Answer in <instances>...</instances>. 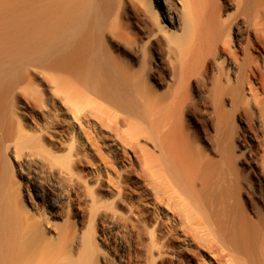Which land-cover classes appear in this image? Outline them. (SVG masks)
<instances>
[{
  "label": "bare ground",
  "instance_id": "bare-ground-1",
  "mask_svg": "<svg viewBox=\"0 0 264 264\" xmlns=\"http://www.w3.org/2000/svg\"><path fill=\"white\" fill-rule=\"evenodd\" d=\"M14 96L43 136L83 125L91 148L90 122L114 132L216 264H264V0H0V264H138L145 214L126 203L73 235L84 151L57 166L16 129ZM19 185L37 210L14 203ZM156 233L155 264H187Z\"/></svg>",
  "mask_w": 264,
  "mask_h": 264
},
{
  "label": "rangeland",
  "instance_id": "rangeland-1",
  "mask_svg": "<svg viewBox=\"0 0 264 264\" xmlns=\"http://www.w3.org/2000/svg\"><path fill=\"white\" fill-rule=\"evenodd\" d=\"M34 86L28 87L26 93H32L36 97H40V94L42 95L41 84ZM9 107L10 116L14 120L17 130H21L23 125L26 126L24 132L34 138L35 144L40 150H47V153L50 151L49 154L53 156L57 166L70 167L73 170L77 169V173L82 176L84 184L79 186L75 193L70 194L67 204L68 215L70 220L73 221V228L76 229V231L73 229V235L78 236L80 231H82V235L87 240L91 239L96 232L95 219L98 214L102 211L122 212L127 203L133 209H138L145 214L144 231L146 236H144L143 242L150 251L147 258L142 254V258H145L141 260L138 259L141 257V252H138V264H155L153 247L158 242V233H156L158 229L168 235L167 238L171 249L187 264H214L216 262L212 248L209 243H206L208 242L206 239L195 235H192V237L187 236L182 230V223L174 216L172 218L163 206H157V195L154 192L151 181L147 176L139 173L132 150L127 146L125 147L121 138H118L114 132L108 129L107 131L105 128L102 129L103 127L98 130L99 126L97 127L94 124L97 122H90L88 127L91 130L93 146L88 148L86 137L83 136L85 134L82 132L84 129L83 125L79 127L77 124H73L74 126L72 125L71 129L67 128L66 132L64 130L63 133L52 129L49 134L43 136L41 133L31 130V127L34 129L35 126L43 125L42 123L45 122L43 116H40V113L35 108L22 106L15 96L11 99ZM64 119H66V116H64ZM97 125L102 126L99 123ZM92 127H97V131ZM69 132L71 133L69 134ZM112 136L117 139L114 145L112 143L108 144V139ZM75 147L76 150L82 149L84 151L83 156H86L82 165H76L74 162L75 157L72 155L76 152ZM55 148L59 149V151L54 152ZM74 163L76 169H74ZM17 187V191L15 190L13 195L14 203L25 210H37L36 202L29 199L28 195L26 197L22 196V186L20 187L19 185ZM83 196L86 197L85 200ZM81 211H84L82 216ZM155 218H158L160 225L156 226L154 224ZM139 241L141 240L139 239ZM95 246L96 249L101 248L98 244H95ZM92 264L115 263L111 260L104 263L100 259L95 258Z\"/></svg>",
  "mask_w": 264,
  "mask_h": 264
}]
</instances>
